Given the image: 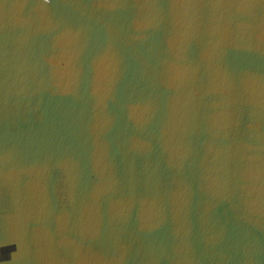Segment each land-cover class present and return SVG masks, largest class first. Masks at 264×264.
Returning a JSON list of instances; mask_svg holds the SVG:
<instances>
[{"label": "water", "instance_id": "95a60500", "mask_svg": "<svg viewBox=\"0 0 264 264\" xmlns=\"http://www.w3.org/2000/svg\"><path fill=\"white\" fill-rule=\"evenodd\" d=\"M0 264H264V0H0Z\"/></svg>", "mask_w": 264, "mask_h": 264}]
</instances>
